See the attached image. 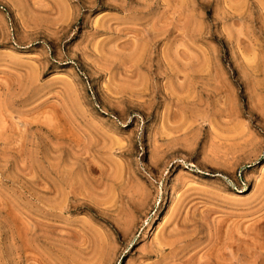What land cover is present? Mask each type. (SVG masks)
Instances as JSON below:
<instances>
[{"label": "rangeland", "instance_id": "obj_1", "mask_svg": "<svg viewBox=\"0 0 264 264\" xmlns=\"http://www.w3.org/2000/svg\"><path fill=\"white\" fill-rule=\"evenodd\" d=\"M0 264H264V0H0Z\"/></svg>", "mask_w": 264, "mask_h": 264}]
</instances>
